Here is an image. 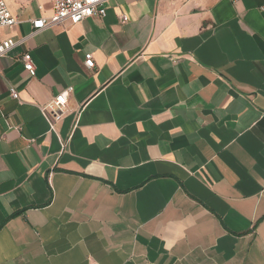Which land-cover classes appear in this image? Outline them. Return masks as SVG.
Listing matches in <instances>:
<instances>
[{
  "label": "crops",
  "instance_id": "1",
  "mask_svg": "<svg viewBox=\"0 0 264 264\" xmlns=\"http://www.w3.org/2000/svg\"><path fill=\"white\" fill-rule=\"evenodd\" d=\"M105 9L0 58V264H264V0Z\"/></svg>",
  "mask_w": 264,
  "mask_h": 264
},
{
  "label": "built area",
  "instance_id": "2",
  "mask_svg": "<svg viewBox=\"0 0 264 264\" xmlns=\"http://www.w3.org/2000/svg\"><path fill=\"white\" fill-rule=\"evenodd\" d=\"M111 1L113 0H56L50 16L31 22L32 30L27 36L16 40L8 38L0 42V58L15 48L24 45L27 40L33 38L40 32L66 23L76 25L86 18H103L106 12L105 6ZM120 20L123 23L127 22L125 16H121ZM17 23V19L11 15L5 0H0V29L13 27ZM21 62L28 75L34 77L35 65L28 52L22 54ZM84 66L86 69H93L94 62L91 54L84 56ZM71 91V88H67L65 91L53 97L49 103L39 108L40 112L51 116L55 120L61 119L66 113L67 99ZM9 93L14 100L19 99L17 92L13 88H10Z\"/></svg>",
  "mask_w": 264,
  "mask_h": 264
}]
</instances>
